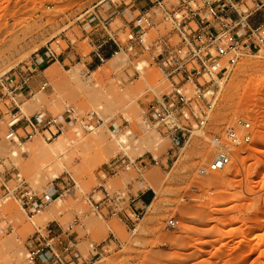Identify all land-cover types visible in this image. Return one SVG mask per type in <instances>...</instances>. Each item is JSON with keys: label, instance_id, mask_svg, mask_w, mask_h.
<instances>
[{"label": "rangeland", "instance_id": "1", "mask_svg": "<svg viewBox=\"0 0 264 264\" xmlns=\"http://www.w3.org/2000/svg\"><path fill=\"white\" fill-rule=\"evenodd\" d=\"M161 1L168 10L179 4ZM130 3L0 0V83L15 74L28 79L17 92L18 109L10 98L0 105V264H31L26 254L37 232L56 234L57 222L66 229L76 220L85 238L81 253H95L81 264H264V49L240 59L221 85L212 86L217 101L207 126L190 128L188 144L176 148L148 113L170 91L155 58L172 26L164 10L153 6L140 14L148 22L136 27L140 15L118 14ZM237 8L254 12L249 23L264 22V0H246ZM111 36L120 50L101 62L95 47ZM92 54L98 62L89 67ZM142 62L148 86L135 67ZM14 109L18 118L63 122V166L56 169L57 160L47 153L59 136L22 140L23 120L14 128L22 144L6 139ZM237 118L250 121L251 143L234 149L225 169L203 173L216 152L210 140ZM197 130L204 136L189 139ZM119 137L126 139V151ZM120 160L129 161L130 169L112 173L109 167ZM43 162L51 165L35 182ZM100 184L113 196L125 195L118 214L126 215L112 217L107 202L94 210V201L103 198L95 194ZM5 187L51 199L41 213L31 214L6 196ZM142 187L151 190L152 200L136 209L131 198Z\"/></svg>", "mask_w": 264, "mask_h": 264}, {"label": "built area", "instance_id": "2", "mask_svg": "<svg viewBox=\"0 0 264 264\" xmlns=\"http://www.w3.org/2000/svg\"><path fill=\"white\" fill-rule=\"evenodd\" d=\"M178 1V6L173 10H168L161 0L155 5L164 10L165 19L172 26L170 37L162 40L159 54L155 58L158 60L159 69L170 81V91L163 100L151 104L148 110L155 124L165 130L176 148L183 145L190 128L203 129L207 126L217 101L212 86L226 80L240 59L259 54L264 49V22L254 26L246 24L245 20L249 15L242 12L243 26L242 22L235 20L228 13L232 9L239 14L237 7L244 4L245 0L234 3L231 0ZM144 17L140 15L137 18L136 27L148 22ZM116 46L113 54L120 50L121 46ZM96 55L99 61L105 60L99 53L96 52ZM18 76L20 82L17 80ZM27 81L25 74H15L2 79L0 105L10 98L15 109H18L15 103L16 95ZM47 86L48 84L44 83L42 89ZM15 109L11 111L8 140L16 143L17 138L20 145L22 140L29 141L41 135L49 142L63 134V122L57 118L45 121L25 119L24 138L20 140L14 128L23 120L16 117L19 112L14 113ZM252 138L253 131L249 120L237 118L227 124L221 136L212 137L216 152L207 169L202 172L225 169L234 158V149L250 144ZM117 162L109 167L112 173H116L119 168L129 170L131 167L127 160ZM5 190L8 198H14L24 211L31 214L41 213L51 199L49 195L39 196L34 191L22 187L15 191L5 187ZM96 190L95 194L100 193L103 198L94 201L91 197L94 210L98 212L102 205L100 203L107 202L112 208L111 215L118 216V206L126 199L125 195L118 193L113 196L103 184ZM133 201L131 198V203ZM169 225H176V221L170 220ZM61 244L60 234H53L52 230H48L44 236L39 231L27 251L26 258L31 264H72L74 244L70 242L60 250Z\"/></svg>", "mask_w": 264, "mask_h": 264}, {"label": "crops", "instance_id": "3", "mask_svg": "<svg viewBox=\"0 0 264 264\" xmlns=\"http://www.w3.org/2000/svg\"><path fill=\"white\" fill-rule=\"evenodd\" d=\"M157 1L158 0H131L130 5L128 4V7L125 6L123 9V12L119 11L118 14L122 15V13H123L125 15V14L130 12L132 15H137V14L140 15L147 8H152L153 6H155ZM231 1L234 3V2H237L238 0H231ZM238 9H240V8H237V11L239 14L234 12V10H232V9H230L228 13L235 20L242 22V25L244 26L243 17L241 15L242 12ZM253 13L254 12H251L248 14L249 17L245 20L246 24H249L252 26L256 25V24L249 23L250 17L253 15ZM259 23L260 22H258L257 24H259ZM115 37L116 36H111V38H108L105 41H102L101 43H99V45H97L95 47L96 49L94 51L95 52L97 51V53H99L104 58H108L109 56H112V54L117 49L116 45L120 46V44L118 43V40ZM110 41H112V42H110ZM45 59H46V54L40 56L39 59H37V63L39 62V60L43 62V61H45ZM97 62H98V60L96 59L94 54L89 56V61H88L89 67H94L97 64ZM23 118H25V117H23ZM132 197H134L135 208L136 209L143 208L144 206H146L147 204H149L151 202L152 192L150 189L142 187ZM106 210L108 211V209H106ZM125 213H127V211H125ZM108 215L109 214H106V216H108ZM119 215L121 216V215H126V214H118V216ZM80 225H81L80 220H76L75 224L73 226L66 228V229L64 226H62L58 222L53 226L54 227L53 232L61 235L62 244L59 247L60 250H63L62 248L64 246L68 245L70 242H72L74 244V248L72 251V255L74 256V257H72V264L87 263L94 258L93 254H95L94 252L89 251L88 255L86 257H84L83 254L81 253L80 248L82 247V244L85 242V238H83L81 236V226ZM98 251H100V253H101L100 249Z\"/></svg>", "mask_w": 264, "mask_h": 264}, {"label": "bare ground", "instance_id": "4", "mask_svg": "<svg viewBox=\"0 0 264 264\" xmlns=\"http://www.w3.org/2000/svg\"><path fill=\"white\" fill-rule=\"evenodd\" d=\"M136 67V70L138 71V73H140L141 74V76L139 77V79L140 80H142V82L145 84V85H147L148 86V81H147V77H144L145 76V73H143V70H144V63L142 62V63H140V64H138L137 66H135ZM144 75V76H143ZM220 83V85L222 84L221 83V81L219 82ZM262 84H264V81H262ZM148 90H150V88H148L147 89V91ZM152 91V90H151ZM124 98H126V99H128L129 100V103L131 104L132 102H133V100H130V98H129V96L127 95V94H124ZM128 105V104H127ZM125 110V109H124ZM19 114V113H18ZM22 120H25L26 118H21ZM92 128H90V130H91ZM93 130V129H92ZM75 131V130H74ZM96 131V130H95ZM80 133V132H79ZM196 134L197 136L198 135H203L204 136V134L200 131V130H197V131H195V132H193L192 133V135L189 137V139L191 138V137H193V134ZM129 134V133H128ZM81 136V133H80V135L79 136H77V137H80ZM204 138V137H203ZM6 139H7V136H6ZM16 139V143H19V140L17 139V138H15ZM188 139V140H189ZM45 140V139H44ZM115 140H116V142H117V144L121 147V149H123L124 151H126L128 148H124L123 146H122V143H126V139L124 138V137H119V138H115ZM148 145H156V140H153L150 136H145L144 137V139H143ZM46 141V140H45ZM13 142V141H12ZM48 142V141H47ZM13 143H15V142H13ZM210 143H211V146L213 147V149L215 148L216 149V144H215V142H214V140L213 139H211L210 140ZM22 144V143H21ZM20 144V145H21ZM63 144H64V140H63V137L62 136H59L52 144H50V145H48L49 147H48V151H47V153H48V155H53L54 157H55V159L57 160V163L54 165V167L56 168V169H58L60 166H63V163H62V161L60 160V158H61V156L63 155ZM186 144H188V142L187 141H185V145ZM210 150V149H209ZM21 151H23V152H26V149L25 148H23ZM207 151V150H206ZM211 151V150H210ZM210 151H207L208 153L210 152ZM11 154H12V156H14V157H18L19 156V153L17 152V151H15V150H12L11 151ZM49 165H51V162L50 163H48V162H43V163H41V167H40V169H39V171L36 173V175L37 176H35V178H34V180L37 178V177H39L40 176V173H41V171L43 170V169H45V168H47ZM50 167V166H49ZM41 179V178H40ZM40 179H38L37 178V181L38 180H40ZM35 182H36V180H35ZM34 181H33V184L35 183ZM38 184H39V182H38ZM36 186H37V184H35ZM40 185V184H39ZM150 186H151V184H149ZM146 186V185H145Z\"/></svg>", "mask_w": 264, "mask_h": 264}]
</instances>
